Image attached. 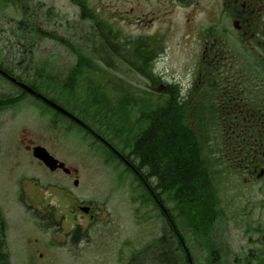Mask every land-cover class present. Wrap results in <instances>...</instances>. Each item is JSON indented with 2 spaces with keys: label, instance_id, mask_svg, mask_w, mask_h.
Masks as SVG:
<instances>
[{
  "label": "rangeland",
  "instance_id": "374dc122",
  "mask_svg": "<svg viewBox=\"0 0 264 264\" xmlns=\"http://www.w3.org/2000/svg\"><path fill=\"white\" fill-rule=\"evenodd\" d=\"M87 3L101 17H80L76 0H0V65L84 117L132 161V140L147 125L144 115L161 105L162 84L179 85L171 79L190 61L183 11L169 0ZM99 19L107 22L103 30ZM143 48L146 64L164 80L141 76L147 68L133 59ZM79 69L88 77L66 78ZM17 96L20 90L0 76V98H16L0 107V264H158L152 254L131 260L167 226L147 192L152 179L144 180L134 165L133 173L94 136L33 97ZM33 145L76 173L49 171L27 148ZM157 194L154 200L164 203L165 193ZM167 194L164 205L192 264L240 261L245 240L239 228L226 220L215 227V237H200L180 217L191 208L173 191ZM218 201H227L226 194ZM79 205L90 206L92 216ZM168 259L163 263L187 264L177 255Z\"/></svg>",
  "mask_w": 264,
  "mask_h": 264
},
{
  "label": "flooded vegetation",
  "instance_id": "af4514ba",
  "mask_svg": "<svg viewBox=\"0 0 264 264\" xmlns=\"http://www.w3.org/2000/svg\"><path fill=\"white\" fill-rule=\"evenodd\" d=\"M169 1L183 11L182 29H188L191 46L189 63L171 80L181 81L176 99L208 169V197L196 204L203 206L195 226L199 231L206 226L199 234L211 238L218 223L231 221L245 240L244 254L240 261L233 257L234 264H264V0ZM75 7L82 11L81 4ZM162 88L166 107L170 86ZM168 192L162 191L164 203ZM223 193L227 201H218ZM164 203L161 209L173 223Z\"/></svg>",
  "mask_w": 264,
  "mask_h": 264
},
{
  "label": "trees",
  "instance_id": "16d2710c",
  "mask_svg": "<svg viewBox=\"0 0 264 264\" xmlns=\"http://www.w3.org/2000/svg\"><path fill=\"white\" fill-rule=\"evenodd\" d=\"M77 71L79 70L72 72L71 76L73 73L78 74ZM38 77L39 73H36V80ZM50 84L48 83V85ZM33 86L35 87V85ZM36 90L40 91L37 85ZM43 94L49 96V93L44 92ZM176 95L177 93L171 92L166 107L159 106L153 111L146 112L144 119L147 125L133 138L129 153L133 157L130 164H132V167L134 165L138 175L142 176L144 180L146 177L152 179V190L156 195L165 189L169 192L173 191L176 198L181 199L180 205H187L191 208L190 211L187 209L182 211L180 217L185 221L187 219L192 220L195 216V210L203 206L196 205L197 203L201 204L207 201L208 190L205 176L207 169L203 167V161L198 158L197 140L193 129L182 122L185 119V114L176 99ZM9 101H12V99L0 98V107L6 105ZM54 113L68 120L78 129H84L64 115L56 111ZM75 115L87 124L84 117H80L78 114ZM111 141L107 140V142ZM126 159L128 160L127 155ZM74 240L75 235L72 236V241ZM154 246L156 254L152 252ZM167 247L168 253L166 252ZM145 251L152 252L153 259H151V256L150 260L158 264H164L163 258L169 263L168 255H177L179 259H182L183 254L177 232L169 224L162 231L155 245L135 252L131 260L138 258L140 252L145 253Z\"/></svg>",
  "mask_w": 264,
  "mask_h": 264
},
{
  "label": "water",
  "instance_id": "95a60500",
  "mask_svg": "<svg viewBox=\"0 0 264 264\" xmlns=\"http://www.w3.org/2000/svg\"><path fill=\"white\" fill-rule=\"evenodd\" d=\"M23 88H25L27 91L33 93L37 98L44 101L46 104L50 105L54 109L62 112L63 114L68 115L69 117L74 118L71 114H69L66 110H64L62 107L58 106L51 100L45 98L40 93L33 91L29 87L25 86L24 84H21ZM75 119V118H74ZM32 154L35 158L40 160L45 166H47L50 170H56L57 168H61L64 172L68 173L70 169L66 168L62 162H59L57 159H55L49 152L42 146H35L33 148ZM85 211H87V207L83 208Z\"/></svg>",
  "mask_w": 264,
  "mask_h": 264
}]
</instances>
